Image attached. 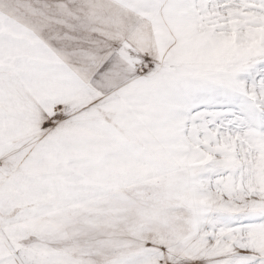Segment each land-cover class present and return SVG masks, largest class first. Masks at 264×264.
Listing matches in <instances>:
<instances>
[{"label": "snow or ice", "instance_id": "obj_1", "mask_svg": "<svg viewBox=\"0 0 264 264\" xmlns=\"http://www.w3.org/2000/svg\"><path fill=\"white\" fill-rule=\"evenodd\" d=\"M0 264H264V0H0Z\"/></svg>", "mask_w": 264, "mask_h": 264}]
</instances>
